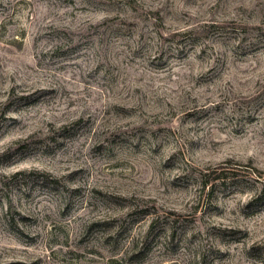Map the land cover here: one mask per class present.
Instances as JSON below:
<instances>
[{
    "label": "rangeland",
    "instance_id": "1",
    "mask_svg": "<svg viewBox=\"0 0 264 264\" xmlns=\"http://www.w3.org/2000/svg\"><path fill=\"white\" fill-rule=\"evenodd\" d=\"M0 264H264V0H0Z\"/></svg>",
    "mask_w": 264,
    "mask_h": 264
},
{
    "label": "trees",
    "instance_id": "2",
    "mask_svg": "<svg viewBox=\"0 0 264 264\" xmlns=\"http://www.w3.org/2000/svg\"><path fill=\"white\" fill-rule=\"evenodd\" d=\"M202 179H204V180H202L203 189L206 190V188L209 186V184H208L209 182L206 180V177L205 176H203Z\"/></svg>",
    "mask_w": 264,
    "mask_h": 264
}]
</instances>
